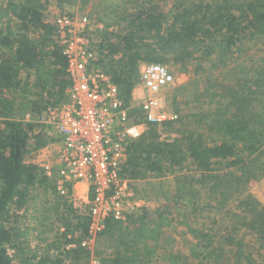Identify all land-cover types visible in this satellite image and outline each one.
Wrapping results in <instances>:
<instances>
[{"label":"trees","instance_id":"1","mask_svg":"<svg viewBox=\"0 0 264 264\" xmlns=\"http://www.w3.org/2000/svg\"><path fill=\"white\" fill-rule=\"evenodd\" d=\"M74 1H0V264H89L90 252L82 246L89 237L88 217L60 196L32 161V150L49 139L45 129L36 132L35 123L17 117L16 105L17 94L28 88L29 80L37 90L36 99L30 101L32 113L62 99L68 84L67 61L56 26L44 11L49 3L71 6ZM170 1L164 7L165 0H84L93 3L95 20L103 25L95 35L98 64L119 87L127 106L143 62L212 60L217 67L232 63L221 71L227 85L217 87V81L208 80L201 92L193 94L195 102L204 97L206 112L178 110L174 120L162 123L174 137L161 138L160 126L145 121L140 108H130L133 120L142 117L147 128L125 146L122 176L134 181L175 174L188 163L200 175H192L178 188L183 194L169 198L173 204L169 201L155 211L144 207L126 221L108 217L98 236L114 251L99 252L98 264H151L158 257L163 264H186L181 253L166 251L160 256V236L176 225H184L192 238L187 241L189 260L196 262L192 264H264V200L245 193L246 185L241 186L252 178L264 179V163L259 159L264 157V113L255 109V102L262 101L257 96L264 93V0ZM59 14L76 15L68 10ZM254 42L259 47L248 57L246 44ZM255 66V76L249 77ZM23 70L28 73L22 77ZM187 121L190 125H185ZM220 164L228 168L224 179L214 174ZM192 180L203 184L217 180L208 188L216 205L227 204L234 194L241 196L234 209L222 211L231 224L230 233L219 236L213 226L216 219L207 228L193 225V214L214 205L199 203L197 192L188 190ZM219 182L227 191L220 192ZM176 207L179 213L189 209L188 215L175 218ZM248 235L259 243L260 261L246 243Z\"/></svg>","mask_w":264,"mask_h":264},{"label":"built area","instance_id":"2","mask_svg":"<svg viewBox=\"0 0 264 264\" xmlns=\"http://www.w3.org/2000/svg\"><path fill=\"white\" fill-rule=\"evenodd\" d=\"M52 22L66 57L68 84L60 102L48 104L39 114L29 109L22 119L35 123L36 132L45 129L50 141H58L55 158L42 153L37 156V164L57 193L88 217L89 237L83 239L82 246L89 247L108 217L126 221L142 206L134 197L131 180L121 175V167L125 146L142 135L145 123L129 115L132 104L125 105L119 87L98 64L99 39L88 32L103 25L85 14H59ZM139 74V84L147 91L140 104L145 121L161 126L174 120L177 115H167L158 97L173 81L167 67L143 62ZM80 182L89 188L85 199H79L75 191ZM127 206L131 207L129 211Z\"/></svg>","mask_w":264,"mask_h":264},{"label":"rangeland","instance_id":"3","mask_svg":"<svg viewBox=\"0 0 264 264\" xmlns=\"http://www.w3.org/2000/svg\"><path fill=\"white\" fill-rule=\"evenodd\" d=\"M1 1V0H0ZM171 3L170 0H165L164 7L166 4L169 5ZM92 2H84V0H76L74 1L71 6H68L66 3L62 5H56L55 3H49L47 5V8L45 9V14L49 18V20L55 19L59 12L63 11H71L72 13H76L77 15L85 14L88 15L91 19L95 20L97 16L92 13V11H95L96 8H93ZM97 34V31L94 27L88 32V35L90 37H93ZM259 45V44H258ZM255 42L253 44H246V49L244 50V54L247 53V56L251 54H256L257 47H259ZM242 55V54H241ZM240 55V56H241ZM251 57V56H250ZM212 61V60H211ZM211 61L206 60H192L185 63H174L172 61H168L166 63H163L167 69L170 71V73L173 75V81L170 83L167 87H165L158 95L159 97V103L161 104V107L163 108V111L167 113V115L175 114L177 115V111H182L184 113H189L193 110L196 112V114H203L206 112L207 106L205 104V101L203 99L201 102H195L192 101L193 94L195 92L199 93L201 92L205 86H207L208 80L211 81H217L218 86L217 87H223L222 85H227V81L223 79L224 74L221 72L222 69H225L226 67H229L232 65L230 62L231 60L227 61L226 66L223 67H217V65L211 64ZM229 63V64H228ZM255 66L253 69L251 68V73L249 77H254L256 72ZM140 68V66H139ZM226 70V69H225ZM253 71V72H252ZM28 73L27 70H23L21 72V76H25ZM29 80L28 88L23 89L22 92L17 94L16 99V105H17V113L18 118H22L23 113L31 108V100L36 99L35 93H37V90L32 87V82ZM31 85V88L29 86ZM219 92H225L224 89L219 88ZM218 90V88H217ZM134 92V99L131 100V104L133 107L140 108L141 101L147 96V91L140 85L137 84L136 87L133 89ZM261 92H263V87L261 89ZM257 97H262V101H256L255 102V109L259 110V112L264 113V93L261 95H258ZM140 110V109H139ZM142 124L144 123L142 120L143 118H139ZM264 119V114H263ZM188 123V124H187ZM185 122V125H190V122ZM264 125V122H263ZM177 127H180L177 126ZM146 125L143 126L144 131L146 130ZM159 131L161 134V138H170L174 137L175 134L172 132V129L169 127H159ZM261 158H259L264 163V157L260 155ZM259 163V162H258ZM257 163V164H258ZM217 167V166H216ZM214 174L215 175H221L220 179L222 178V174L228 169L224 164H220L219 168H216ZM235 170V168H232V170ZM240 174V172H239ZM198 177L200 175V170L197 169L196 166L191 165L188 163L187 166H185L183 169H179L175 174H164L162 176H154V175H148L147 177L143 179H137L134 181H131L132 188H133V194L134 197L139 199L142 203L141 208L139 209L136 214L141 213L142 209L144 207H149L152 210H156L158 208H162L163 206H166V203L170 201L171 204H173V199L175 197H178L179 195H182V191H178L179 189H182V184L188 181H191V177ZM177 177V178H176ZM179 177V178H178ZM195 179V178H193ZM224 179V176H223ZM219 181V180H218ZM225 181L229 182L228 176H225ZM216 181H205L204 184L200 183L196 180H192L191 187L188 190H195L198 194L199 203L203 206L205 204L207 205H214V207H207L206 209L200 211L197 215L193 216V225L199 226L200 228H207V226L212 225V219H216V222L213 223V226L216 225V230L218 231L220 235H227L230 233L232 227L231 224L227 221V219L223 218V209L225 208H233L234 204L236 205L238 199L241 196H238L237 194H234L227 202V204L224 202L221 204L216 205V201L209 194L208 188L213 183H216ZM223 185V182H219V187ZM245 193L247 191L251 192L256 198L258 197L260 201L263 202L264 200V179H249L247 182H243L241 186H245ZM221 191H227V186L223 185L220 189ZM232 193V192H231ZM246 194H243V196ZM228 199V198H227ZM81 201V200H80ZM261 202V203H262ZM81 203V202H80ZM131 207L127 206V210L129 211ZM79 210V209H78ZM191 210V209H190ZM80 213H83V210H79ZM189 213V209L187 212L179 213V207H176L173 215H175V218L177 219H183L182 215L187 216ZM182 214V215H180ZM130 215H135V213H132ZM165 232V231H164ZM224 233V234H223ZM246 243L249 244L250 250L252 251V255L257 261H260V254L258 252L257 248V241L254 239V237L247 236L246 237ZM191 236L186 233V227L184 225H176L173 229L170 230L169 233L165 232L163 233L159 238V251L160 256H162L166 251L175 252V253H181L185 257L186 264H192L196 263L192 259L189 260V252H190V243L187 241H191ZM33 245V244H32ZM89 247H86L89 252V264H95L96 261H98V253L100 254H110L113 253L112 246L108 241L104 239V237L101 236H94L91 240V243L88 245ZM216 246V245H215ZM151 264H163L162 258L158 257L157 259L153 260Z\"/></svg>","mask_w":264,"mask_h":264},{"label":"crops","instance_id":"4","mask_svg":"<svg viewBox=\"0 0 264 264\" xmlns=\"http://www.w3.org/2000/svg\"><path fill=\"white\" fill-rule=\"evenodd\" d=\"M134 92L132 93V99H134ZM46 131V130H45ZM46 137L48 138V133L46 131ZM56 138V137H55ZM57 139V138H56ZM58 141L54 140H48L47 144L44 145V147L39 148L38 150H32L31 156H32V161L37 163V156L39 154L42 155L44 154H50L52 158H55L57 149H58ZM55 161V159H53ZM88 185L85 182H80L77 184V189L75 190L77 192V196L79 199H85L86 195L88 193Z\"/></svg>","mask_w":264,"mask_h":264}]
</instances>
